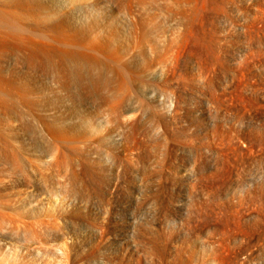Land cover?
Returning <instances> with one entry per match:
<instances>
[{
  "label": "rangeland",
  "instance_id": "obj_1",
  "mask_svg": "<svg viewBox=\"0 0 264 264\" xmlns=\"http://www.w3.org/2000/svg\"><path fill=\"white\" fill-rule=\"evenodd\" d=\"M177 2L114 108L117 66L0 52V264H264V0Z\"/></svg>",
  "mask_w": 264,
  "mask_h": 264
},
{
  "label": "bare ground",
  "instance_id": "obj_2",
  "mask_svg": "<svg viewBox=\"0 0 264 264\" xmlns=\"http://www.w3.org/2000/svg\"><path fill=\"white\" fill-rule=\"evenodd\" d=\"M156 1L158 2V0H151L149 3L155 6L159 4ZM169 1L167 0L166 2L165 0L163 2L165 3L164 5L161 3L168 11H174V8L180 6L177 0L176 2L171 1L172 3H168ZM143 3L146 2L143 0H0V31L2 30L0 52L11 51L24 57L26 67L31 72H36L40 69L39 67L44 61L42 60V55L45 54L55 56L56 59H53L56 68V70L55 68L53 70L55 73L57 70V73L61 71L60 68L63 66L61 65L63 62L76 63L78 64L76 67L79 65L89 66L96 71L101 65L105 68H110L107 69L108 71H113L114 69L111 68L117 66L118 68L115 69V72H112L117 76L115 77L116 79L118 78L117 82L119 81L115 95L112 96L111 100V108H114L121 100L130 95L129 80L139 76V70L136 67V62L138 63V61L136 59L142 57L144 60L147 58L149 62L153 60L163 62L164 59L171 55L169 51L171 49L169 48H171V43H173L171 38L174 35L173 33H176L175 29L178 28L179 31H182V28L178 27H182L181 24L177 26L176 23H171V26H167L171 30H167V28L165 30V26L161 25L160 27L159 24H156L157 26L159 25L158 29L155 27L153 29L152 23L155 21L153 18L155 13L150 12V16L147 15L148 18L153 15V19L147 20L145 16L146 20H144L141 11H139L140 7H142L141 9L145 8L146 4ZM150 4H148L149 7L146 5V9L154 8ZM175 4L178 6L176 5L175 7ZM162 5L160 6L162 7ZM160 6L158 5L157 8L159 9ZM165 8L163 7L164 10ZM153 10L152 12H154ZM179 11V9H175L172 15L177 16ZM143 13L145 14L146 12L142 11ZM174 19H172L173 22H176L175 20L178 22V19ZM155 23L158 22L156 21ZM179 31L177 33L181 34V31ZM194 34L196 35L197 32ZM195 35V38L193 37L194 41L197 40V35ZM168 52H170L169 55H167ZM193 54L196 58V50L193 51ZM48 59L51 58L48 57ZM48 59L46 58V60ZM144 60L142 63H145ZM145 67L146 69L144 70L146 71L147 66ZM127 70L129 71L128 75L126 73ZM72 74H70V78L76 76H72ZM56 75L58 77V74ZM65 77H62V79ZM22 79L25 80L24 77ZM26 81L29 84L30 78L29 80L26 79ZM26 81L22 82L19 88L17 87L18 89L14 92V96H17L25 107L36 109L35 103L29 97L31 92L29 93L28 89L32 86L28 88L25 85ZM11 82L7 86H11L14 83ZM4 83L7 84L8 81L6 83L0 79V86L4 87ZM4 145L6 144H3V147ZM209 261L215 264H222L220 257L214 252L211 254Z\"/></svg>",
  "mask_w": 264,
  "mask_h": 264
}]
</instances>
